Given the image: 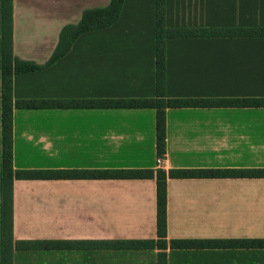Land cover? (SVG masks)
<instances>
[{"label": "crops", "instance_id": "obj_1", "mask_svg": "<svg viewBox=\"0 0 264 264\" xmlns=\"http://www.w3.org/2000/svg\"><path fill=\"white\" fill-rule=\"evenodd\" d=\"M110 0H13L14 101L157 97L155 0H125L113 26L81 34L49 64L63 29ZM168 29H264V0H165ZM170 99L264 98V37L165 39ZM158 162L156 110L13 111L15 170L264 169V108L166 110ZM14 238L78 241L18 250L13 264H158L160 250L112 247L158 240L156 182L15 180ZM167 239L264 240V178L170 179ZM166 264H264V249H168Z\"/></svg>", "mask_w": 264, "mask_h": 264}, {"label": "trees", "instance_id": "obj_2", "mask_svg": "<svg viewBox=\"0 0 264 264\" xmlns=\"http://www.w3.org/2000/svg\"><path fill=\"white\" fill-rule=\"evenodd\" d=\"M125 0H110L107 7L86 10L77 25L66 26L49 64L67 54L83 33L106 29L118 22ZM165 0H155L157 97L123 100H22L14 101L13 77L37 71L42 66L13 57V0H0V264H13L18 250L70 249L78 241H19L14 238L15 180H132L156 182L158 240L114 241L112 247L129 250L158 249V264H166L171 249H264V240H171L167 239V183L170 179L264 178V169H145V170H15L13 167V111L19 109L130 108L156 110V150L158 162L166 157V110L170 108H264V98L170 99L165 93V39L182 37H264V29L188 30L168 29Z\"/></svg>", "mask_w": 264, "mask_h": 264}]
</instances>
